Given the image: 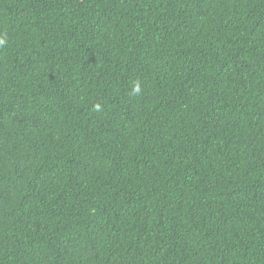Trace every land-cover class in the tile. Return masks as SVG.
Instances as JSON below:
<instances>
[{"label":"trees","instance_id":"obj_1","mask_svg":"<svg viewBox=\"0 0 264 264\" xmlns=\"http://www.w3.org/2000/svg\"><path fill=\"white\" fill-rule=\"evenodd\" d=\"M0 41V264H264V0H0Z\"/></svg>","mask_w":264,"mask_h":264},{"label":"bare ground","instance_id":"obj_2","mask_svg":"<svg viewBox=\"0 0 264 264\" xmlns=\"http://www.w3.org/2000/svg\"><path fill=\"white\" fill-rule=\"evenodd\" d=\"M208 101V100H207ZM209 109V108H208ZM210 110V109H209ZM241 114V113H240ZM18 247V246H17ZM27 255V254H26ZM61 262V261H60Z\"/></svg>","mask_w":264,"mask_h":264},{"label":"clouds","instance_id":"obj_3","mask_svg":"<svg viewBox=\"0 0 264 264\" xmlns=\"http://www.w3.org/2000/svg\"><path fill=\"white\" fill-rule=\"evenodd\" d=\"M3 41H0V43H2ZM137 91H138V89H137Z\"/></svg>","mask_w":264,"mask_h":264}]
</instances>
